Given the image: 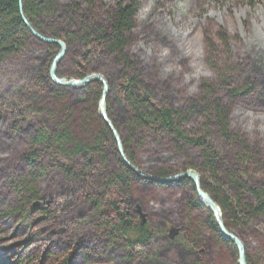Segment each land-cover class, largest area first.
Wrapping results in <instances>:
<instances>
[{"label":"rangeland","instance_id":"1","mask_svg":"<svg viewBox=\"0 0 264 264\" xmlns=\"http://www.w3.org/2000/svg\"><path fill=\"white\" fill-rule=\"evenodd\" d=\"M55 1L58 15L51 23L47 21L46 33L51 36L78 35L79 23H69L66 8L78 7L85 17L92 12L106 26L119 4L137 5L127 53L134 70L141 71V82L152 91L156 102H167L183 113L201 106L204 81L218 85L216 99L230 108V130L247 140L254 158L244 171L250 181L264 184V0ZM50 35L45 37L54 39ZM59 41L67 51L56 67L57 77L70 82L80 79L81 68H89L91 74L86 77L99 75L106 80L110 89L106 100L108 118L115 124L126 157L124 143H130L135 164L127 159L141 174L159 178L160 171L170 177L189 172L199 177L203 190V184L218 186L211 172L204 169L200 148L131 125L132 113L119 92L125 67L118 59L102 49ZM50 46L54 45L30 35L26 50L0 62V264H239V256L219 242L218 236L228 240L222 237L214 215L198 201L197 190L189 179L159 184L132 171L137 180L123 198L122 209L143 225L139 208L145 215L143 226L148 227L152 239L148 245L128 248L124 238L112 241L109 232L102 229L101 220L88 202L96 193L91 194L89 186L68 180L48 156L36 165L28 164L24 157L36 129L47 126L54 130L47 114L38 116L31 110L52 109L59 90L67 93L68 104L74 107L83 108L87 103L88 86L62 87L51 79L60 48L54 55ZM43 68L48 79L39 88L38 73ZM226 80L236 89L251 86L252 92L232 99L220 86ZM99 84L103 95V85ZM183 128L191 136H209L220 159L215 167L218 182L227 183L226 170L240 167L238 146L220 137L213 120L206 127L203 115L190 116ZM107 155L110 167L122 171L114 136L107 144ZM18 178L38 183L39 200L30 202L23 211L11 184ZM45 211L47 216L43 215ZM225 220L222 214L224 226ZM232 234L244 244L246 259L248 256L252 264H264V219L241 225Z\"/></svg>","mask_w":264,"mask_h":264},{"label":"trees","instance_id":"2","mask_svg":"<svg viewBox=\"0 0 264 264\" xmlns=\"http://www.w3.org/2000/svg\"><path fill=\"white\" fill-rule=\"evenodd\" d=\"M137 9L135 4L129 7L119 4L115 11L111 12L108 25L104 26L92 12L89 13L90 17H85L78 7L66 8L65 13L69 16L66 15L69 23H79L78 35L73 33H66L62 36L58 33L49 35L54 39L64 40L70 45L79 42L92 50L102 49L124 65L125 72L119 85V92L132 113L130 123L136 130H150L157 134L171 135L175 141L200 148L203 151L204 169L211 172L214 183L218 185L215 187L203 184V186L226 218V229L234 233V230L241 225L247 226L254 221L264 219V184L250 181L244 171V168H247L254 158L250 153L247 140L230 130V108L216 99L220 87L204 81L201 86V106L194 107L189 111L190 113H183L167 102L163 104L156 102L155 95L141 82V71L134 70V65L127 53L130 44L129 35L135 28L134 18ZM57 15L58 5L55 0H0V62L18 55L30 44V33L23 17L38 33L49 36L46 33L49 26L47 21L51 23L56 20ZM49 48L52 54L58 53V46L54 45ZM45 71L43 68L38 73L39 76L41 75L37 81L39 88L48 79ZM89 74H91L89 68H81L78 77L82 79ZM220 86L228 91L232 99L244 97L252 92L251 86L236 89L227 80L223 81ZM85 91L87 92V103L83 108L68 104L67 93L59 90L53 101L54 108L47 111L31 110V113H36L38 116L43 113L47 114L54 130L51 131L47 126L37 128L35 136L30 140V151L24 159L29 165H36L42 157L48 156L53 161V166L68 180L86 184L91 194L96 192L89 197L88 202L92 203V207L102 222V229L109 232L108 235L112 241L124 238L128 248L148 245L152 239L148 227L135 222L128 211L122 209V200L130 194L131 186L137 180V176L123 163L121 158L119 162L122 171H115L110 167L107 144L113 135L97 112L102 87L99 83H95L88 86ZM27 112L30 113V111ZM198 114L206 117V127L213 120L220 137L238 146L240 150L237 155L240 167L226 170L227 183L218 182L215 167L220 159L218 152L208 139L209 136H191L183 128L190 116ZM129 144V142L124 143V149L127 157L135 164ZM157 177L164 179L170 177V174L160 171ZM185 183L191 184L189 180ZM11 184L18 200L22 202L21 211L30 202L39 200L36 180L33 184L23 178H18ZM226 185L229 187L227 191L224 189ZM88 194L90 196V193ZM194 207L198 208L199 204L194 203ZM47 214L48 211L43 213L44 216ZM210 220L217 233L212 215H210ZM218 238L221 244L229 246L235 257L238 256V251L232 242L223 241L219 236ZM247 262L252 264L248 256ZM66 263L70 264V262Z\"/></svg>","mask_w":264,"mask_h":264},{"label":"water","instance_id":"3","mask_svg":"<svg viewBox=\"0 0 264 264\" xmlns=\"http://www.w3.org/2000/svg\"><path fill=\"white\" fill-rule=\"evenodd\" d=\"M24 23L31 35V37H33L34 39L43 42L46 45H56L60 48V51L58 53V55L56 56L53 65H52V69H51V79L53 80V82L58 85V86H62V87H73V88H81V87H86L89 86L93 83L99 82L103 85V95L101 98V102H100V112L99 115L101 117V119L106 123V125L109 127L110 131L112 132L117 145H118V151L120 154V157L122 159V161L124 162V164L133 172H135L138 176H140L141 178L153 181V182H157L159 184H171V183H175V182H179L182 181L184 179H189L194 183L195 189L197 190V196L198 199L200 201V199L204 200V202L206 203L207 206H209V209L211 210L210 212L214 215L216 223L220 229V233L222 235V237L230 242H232L237 251H238V256H239V264H247V259H246V252H245V247L244 244L242 243V241L235 236L234 234L230 233V231L228 229H226V227L224 226L223 222H222V211L220 209V207L217 205V203L214 201V199L208 194L206 193L205 190H203L200 187V179L197 175L195 174H191V173H183L180 175H176L174 177H169L166 179H161V178H155V177H148L146 175L141 174L134 166L133 164L127 159L124 150L122 148V143L120 141V136L118 135V133L116 132V130L114 129V126L112 124V122L109 120L108 115H107V111H106V100L108 98V95L110 93V89H109V85L106 82V80L99 75H92V76H88L85 77L84 79H75L73 81L70 82H65L62 81L61 79H59L56 76V67L58 66V64L60 63V61L64 58V56L66 55V51H67V47L66 45L59 41V40H55V39H50L47 38L43 35H41L40 33H38L34 27H32V25H30V23L26 20V18H24ZM137 213L140 214L141 219H142V224L144 225L145 221V215L142 214V211L138 208L137 209Z\"/></svg>","mask_w":264,"mask_h":264},{"label":"bare ground","instance_id":"4","mask_svg":"<svg viewBox=\"0 0 264 264\" xmlns=\"http://www.w3.org/2000/svg\"><path fill=\"white\" fill-rule=\"evenodd\" d=\"M63 60V59H62ZM61 60V61H62ZM56 76H57V74H56ZM199 200V199H198ZM204 207H206L207 209H209V206H207L206 205V203L204 202V200H202V199H200V201H199ZM209 211H211L210 209H209Z\"/></svg>","mask_w":264,"mask_h":264}]
</instances>
